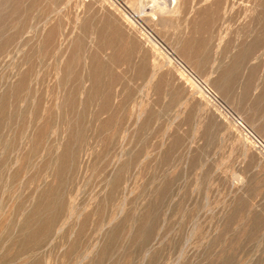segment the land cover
Segmentation results:
<instances>
[{
	"label": "rangeland",
	"instance_id": "rangeland-1",
	"mask_svg": "<svg viewBox=\"0 0 264 264\" xmlns=\"http://www.w3.org/2000/svg\"><path fill=\"white\" fill-rule=\"evenodd\" d=\"M0 264H264V0H0Z\"/></svg>",
	"mask_w": 264,
	"mask_h": 264
},
{
	"label": "bare ground",
	"instance_id": "bare-ground-1",
	"mask_svg": "<svg viewBox=\"0 0 264 264\" xmlns=\"http://www.w3.org/2000/svg\"><path fill=\"white\" fill-rule=\"evenodd\" d=\"M151 1H155V0H151ZM157 3V2H156ZM153 4V3H152ZM146 9V8H145ZM140 13V12H139Z\"/></svg>",
	"mask_w": 264,
	"mask_h": 264
}]
</instances>
